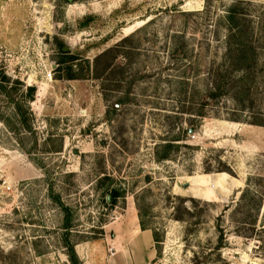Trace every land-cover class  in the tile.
Returning a JSON list of instances; mask_svg holds the SVG:
<instances>
[{
    "label": "rangeland",
    "instance_id": "obj_1",
    "mask_svg": "<svg viewBox=\"0 0 264 264\" xmlns=\"http://www.w3.org/2000/svg\"><path fill=\"white\" fill-rule=\"evenodd\" d=\"M236 1L0 0V264H107L131 214L150 264H264V0L246 96L207 97Z\"/></svg>",
    "mask_w": 264,
    "mask_h": 264
},
{
    "label": "trees",
    "instance_id": "obj_2",
    "mask_svg": "<svg viewBox=\"0 0 264 264\" xmlns=\"http://www.w3.org/2000/svg\"><path fill=\"white\" fill-rule=\"evenodd\" d=\"M236 4H240V1H236L234 6L230 7L224 16L226 33H225V47H224V58L227 62L226 70L222 73L217 74L213 79V92H209L207 97L214 98L222 93H231L233 96L240 101L243 100V96H246L248 88L241 83L245 80L244 72L249 70L255 65L256 54L255 47L251 45L247 39L248 28L243 23L241 17V10H239ZM111 49H107L95 57V62L98 63L100 60H105ZM106 66V65H105ZM238 72L242 75L236 76ZM5 77H3L4 79ZM33 87H27V93L31 95L33 93ZM233 90V91H232ZM202 116V115H201ZM233 121H238L232 119ZM249 124L264 126V122L261 120L248 122ZM169 145H164L163 149H166ZM165 152V150H164ZM158 156L159 159H165L166 152ZM247 188V187H246ZM246 189L243 190L242 195ZM120 195L117 190H111L109 195V201L114 203L116 198ZM142 228L144 226L140 224ZM221 238V236H219ZM153 239L157 241L156 236L153 233Z\"/></svg>",
    "mask_w": 264,
    "mask_h": 264
},
{
    "label": "crops",
    "instance_id": "obj_3",
    "mask_svg": "<svg viewBox=\"0 0 264 264\" xmlns=\"http://www.w3.org/2000/svg\"><path fill=\"white\" fill-rule=\"evenodd\" d=\"M231 122L234 125L256 126L239 121ZM115 233L111 238L114 254L107 264H150L155 259L153 233L150 229L141 227L136 214H131L128 220L119 223Z\"/></svg>",
    "mask_w": 264,
    "mask_h": 264
},
{
    "label": "built area",
    "instance_id": "obj_4",
    "mask_svg": "<svg viewBox=\"0 0 264 264\" xmlns=\"http://www.w3.org/2000/svg\"><path fill=\"white\" fill-rule=\"evenodd\" d=\"M49 75H50V74H49ZM3 184H5V182H3ZM4 187H5V189H6L7 191L10 190V188H11L10 185H6V186H4ZM108 252H109L110 255H113V254H114L113 246H110V247L108 248Z\"/></svg>",
    "mask_w": 264,
    "mask_h": 264
},
{
    "label": "water",
    "instance_id": "obj_5",
    "mask_svg": "<svg viewBox=\"0 0 264 264\" xmlns=\"http://www.w3.org/2000/svg\"><path fill=\"white\" fill-rule=\"evenodd\" d=\"M189 132L191 133V132H192V130H191V129H189Z\"/></svg>",
    "mask_w": 264,
    "mask_h": 264
}]
</instances>
